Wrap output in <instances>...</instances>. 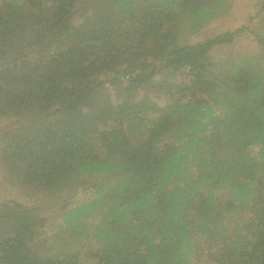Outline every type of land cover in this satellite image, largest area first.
Wrapping results in <instances>:
<instances>
[{
    "label": "trees",
    "instance_id": "1",
    "mask_svg": "<svg viewBox=\"0 0 264 264\" xmlns=\"http://www.w3.org/2000/svg\"><path fill=\"white\" fill-rule=\"evenodd\" d=\"M253 1L0 0V264H264Z\"/></svg>",
    "mask_w": 264,
    "mask_h": 264
},
{
    "label": "rangeland",
    "instance_id": "2",
    "mask_svg": "<svg viewBox=\"0 0 264 264\" xmlns=\"http://www.w3.org/2000/svg\"><path fill=\"white\" fill-rule=\"evenodd\" d=\"M234 7H233V14L231 17L226 18L224 20H221L218 22L215 27L218 28H239L241 27L245 22H247V18L251 11L253 10L254 1L253 0H234ZM220 25V27H219ZM209 27V26H207ZM199 39L197 36H193L191 39V42H198ZM255 44H250V47H254ZM258 148H253L254 155L257 154ZM11 191H0V195L4 194H10ZM223 195V193H221ZM52 224V222L49 224Z\"/></svg>",
    "mask_w": 264,
    "mask_h": 264
}]
</instances>
